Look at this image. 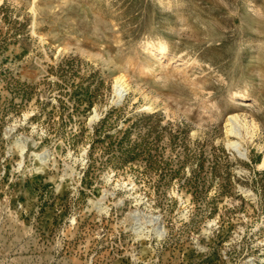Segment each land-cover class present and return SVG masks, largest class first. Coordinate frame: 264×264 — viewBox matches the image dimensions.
Here are the masks:
<instances>
[{
  "label": "rangeland",
  "instance_id": "374dc122",
  "mask_svg": "<svg viewBox=\"0 0 264 264\" xmlns=\"http://www.w3.org/2000/svg\"><path fill=\"white\" fill-rule=\"evenodd\" d=\"M263 161L264 0H0V264H264Z\"/></svg>",
  "mask_w": 264,
  "mask_h": 264
},
{
  "label": "bare ground",
  "instance_id": "6f19581e",
  "mask_svg": "<svg viewBox=\"0 0 264 264\" xmlns=\"http://www.w3.org/2000/svg\"><path fill=\"white\" fill-rule=\"evenodd\" d=\"M123 75H119L118 78H117V82L115 84V87H116V92L118 91H121L122 89H124V80H123ZM119 94V92H118ZM233 118L237 119V115L236 114H233L231 117L228 118V120H232ZM229 132H232L234 133V129L231 127V128H228ZM234 141V140H233ZM230 143V142H229ZM230 145V144H229ZM234 145V144H233ZM22 149H24V145H22ZM35 155L37 156V158L41 161V162H45L46 158H47V152L46 151H43V152H37L35 153ZM260 165H264V161L262 163H260ZM101 206V205H100ZM99 208V207H98ZM104 208V207H103ZM136 219L138 220V215L136 214ZM153 222H157L159 220V218L157 216H153L152 219H151ZM158 233L159 235H162V231L161 230H158Z\"/></svg>",
  "mask_w": 264,
  "mask_h": 264
}]
</instances>
